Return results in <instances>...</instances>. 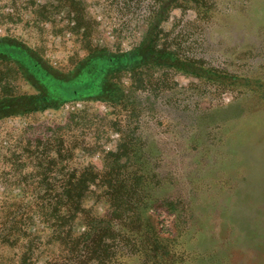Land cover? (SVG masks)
<instances>
[{
	"label": "rangeland",
	"instance_id": "rangeland-1",
	"mask_svg": "<svg viewBox=\"0 0 264 264\" xmlns=\"http://www.w3.org/2000/svg\"><path fill=\"white\" fill-rule=\"evenodd\" d=\"M150 33L208 77L124 69ZM12 46L31 67L5 57ZM0 55V100L42 94L22 64L80 90L0 117V264H72L54 211L91 168L109 176L84 207L141 226L134 247L116 242L115 264L159 262L144 245L150 228L180 264H264V0H0ZM98 57L114 62L106 84L124 91L120 102L75 80L85 64L101 74ZM117 182L121 202L102 188ZM72 227L85 232L80 219Z\"/></svg>",
	"mask_w": 264,
	"mask_h": 264
},
{
	"label": "trees",
	"instance_id": "trees-1",
	"mask_svg": "<svg viewBox=\"0 0 264 264\" xmlns=\"http://www.w3.org/2000/svg\"><path fill=\"white\" fill-rule=\"evenodd\" d=\"M22 49L17 46H12L9 48L7 56L0 55V57L5 56L10 59H19L29 68L31 67L33 59L29 56L30 52L28 50L29 53L24 50L25 48ZM107 59L102 57L96 59L100 64L101 74H95L89 64H85L80 68V71L83 68V72L78 73L75 80L80 81L86 77L85 81L88 83L97 82L98 86L101 85L102 87L100 93L103 99L120 102L123 99L124 91L117 85L113 86L115 90L113 88L110 89V85L106 84L107 74H109L110 69L114 65L113 61ZM124 59V69L126 70H134L142 66L153 65L158 67H174L199 77H208L207 75L209 73L196 65L193 66L191 63L177 59L171 52L158 49L152 33L147 36L142 46L131 52L130 55H126ZM26 66L22 64L25 72H28V74L35 78V83L41 88L42 94L39 96L7 97L1 99L0 117L27 114L52 107L56 108L63 101H66L65 99L80 94L78 88L63 84L54 74H51L53 77L48 75L49 86L44 82H39V78H36L32 74V72L36 73L40 71L39 66L34 64L31 68L32 72ZM77 176L78 174H75L71 178H77ZM106 176H109L106 171H98L95 168L86 170L80 174L79 179L86 178L85 180H89L92 183L89 181H79L77 184L70 182L63 187L61 197L56 203L54 215L58 221H61V224H66L65 230L67 231L62 236V244L65 245V249L62 252L64 256H61L64 258L67 254L66 257L72 264H115L119 261V251L116 250V242L123 239L126 247L128 245L135 246L136 237H134L132 232L141 228L136 220L129 222L128 218L123 216V214L116 218H109L108 216L98 217L92 215L83 205V200L91 186L98 188L100 186L99 183L102 182H98V179L103 180ZM102 188L105 189V192H108L105 195L113 197L114 202H116L115 200L121 202L123 189L126 188V185L117 182L113 186L105 184ZM108 189H111V193ZM77 219L82 220L85 227V232L80 234L73 232L72 226ZM133 225L135 226L133 227ZM154 232V229L150 228V231L146 233L147 239L146 244H144L146 249L154 252L151 258L154 261H159L157 264H162L163 262L165 264H169V262L170 264H180L175 255L167 250V242H165L167 239L157 236V234L155 235ZM2 237L3 234L0 233V240ZM117 238L119 239L118 241H116Z\"/></svg>",
	"mask_w": 264,
	"mask_h": 264
}]
</instances>
